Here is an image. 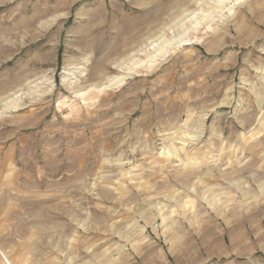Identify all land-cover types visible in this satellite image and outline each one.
Instances as JSON below:
<instances>
[{
  "label": "rangeland",
  "instance_id": "1",
  "mask_svg": "<svg viewBox=\"0 0 264 264\" xmlns=\"http://www.w3.org/2000/svg\"><path fill=\"white\" fill-rule=\"evenodd\" d=\"M0 264H264V0H0Z\"/></svg>",
  "mask_w": 264,
  "mask_h": 264
},
{
  "label": "bare ground",
  "instance_id": "2",
  "mask_svg": "<svg viewBox=\"0 0 264 264\" xmlns=\"http://www.w3.org/2000/svg\"><path fill=\"white\" fill-rule=\"evenodd\" d=\"M144 39V38H143Z\"/></svg>",
  "mask_w": 264,
  "mask_h": 264
}]
</instances>
